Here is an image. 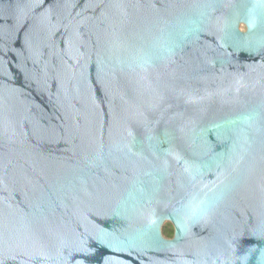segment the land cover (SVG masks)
<instances>
[{
    "label": "water",
    "instance_id": "1",
    "mask_svg": "<svg viewBox=\"0 0 264 264\" xmlns=\"http://www.w3.org/2000/svg\"><path fill=\"white\" fill-rule=\"evenodd\" d=\"M0 264H264V0H0Z\"/></svg>",
    "mask_w": 264,
    "mask_h": 264
},
{
    "label": "rangeland",
    "instance_id": "2",
    "mask_svg": "<svg viewBox=\"0 0 264 264\" xmlns=\"http://www.w3.org/2000/svg\"><path fill=\"white\" fill-rule=\"evenodd\" d=\"M241 28H242L243 30L246 29V27H245L244 25H241ZM171 224H172L171 221L166 220V221L163 223V227H169Z\"/></svg>",
    "mask_w": 264,
    "mask_h": 264
},
{
    "label": "trees",
    "instance_id": "3",
    "mask_svg": "<svg viewBox=\"0 0 264 264\" xmlns=\"http://www.w3.org/2000/svg\"><path fill=\"white\" fill-rule=\"evenodd\" d=\"M164 233H166L167 235H169V236H171L172 235V231H166V232H164Z\"/></svg>",
    "mask_w": 264,
    "mask_h": 264
},
{
    "label": "bare ground",
    "instance_id": "4",
    "mask_svg": "<svg viewBox=\"0 0 264 264\" xmlns=\"http://www.w3.org/2000/svg\"><path fill=\"white\" fill-rule=\"evenodd\" d=\"M168 220H169V219H168ZM165 221H166V220H165ZM165 221H164V222H165ZM169 221H171V220H169Z\"/></svg>",
    "mask_w": 264,
    "mask_h": 264
},
{
    "label": "flooded vegetation",
    "instance_id": "5",
    "mask_svg": "<svg viewBox=\"0 0 264 264\" xmlns=\"http://www.w3.org/2000/svg\"><path fill=\"white\" fill-rule=\"evenodd\" d=\"M243 25V24H242Z\"/></svg>",
    "mask_w": 264,
    "mask_h": 264
}]
</instances>
